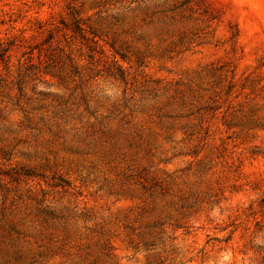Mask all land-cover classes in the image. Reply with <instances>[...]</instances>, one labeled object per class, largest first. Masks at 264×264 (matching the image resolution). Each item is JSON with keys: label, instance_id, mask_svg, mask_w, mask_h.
Instances as JSON below:
<instances>
[{"label": "rangeland", "instance_id": "obj_1", "mask_svg": "<svg viewBox=\"0 0 264 264\" xmlns=\"http://www.w3.org/2000/svg\"><path fill=\"white\" fill-rule=\"evenodd\" d=\"M0 264H264V0H0Z\"/></svg>", "mask_w": 264, "mask_h": 264}]
</instances>
